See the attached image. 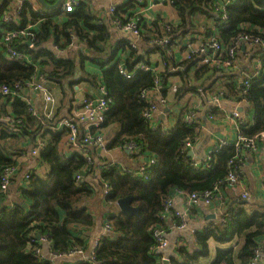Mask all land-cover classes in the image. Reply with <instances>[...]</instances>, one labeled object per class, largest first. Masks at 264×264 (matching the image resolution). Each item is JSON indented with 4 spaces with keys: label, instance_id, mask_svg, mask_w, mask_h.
I'll use <instances>...</instances> for the list:
<instances>
[{
    "label": "trees",
    "instance_id": "16d2710c",
    "mask_svg": "<svg viewBox=\"0 0 264 264\" xmlns=\"http://www.w3.org/2000/svg\"><path fill=\"white\" fill-rule=\"evenodd\" d=\"M10 1L0 0V41L6 29H21L28 23H39L37 30L33 27L30 29L33 33L30 37L31 46L24 42V37L14 39L16 49L29 54L35 65L8 59L0 44V85L24 82L42 73L48 86L54 84L72 93L80 80L74 77L78 69L83 71L84 80L95 83V74L83 68L86 59L100 68L101 82L112 99L105 119L99 126L101 129L118 126L109 138L107 148L123 147L125 142L132 141L140 147L141 153H152L158 161L149 169L147 179L133 173H122L118 166H104L100 177L111 187L105 196L107 205L113 209L114 201L132 196L131 205L138 206L139 213L127 217L119 211L109 217L116 237H103L91 262L64 261L61 264H162L155 260L151 252L155 244L151 228L162 224L159 214L166 199L174 190L202 193L213 190L217 185L225 188L224 179L231 166L229 161L236 156L235 148L222 146L210 154L208 167L195 168L190 165L184 146L187 139L193 140L198 136L200 122L187 124L179 118L166 135L153 131L141 116L145 105L140 100V92L154 84V77L150 71L138 70L132 79H125L118 72L119 59L131 68L144 56L128 47L126 39L109 41L110 31L106 24L112 25V20L117 16L121 20L122 15L131 16L133 11L124 14L120 7H116L109 18L98 20L82 0L75 5L74 11L65 12L58 7L53 15H39L34 11L32 2H25L18 25H8L2 20V12ZM172 6L178 13L179 21L166 30L169 35L176 38L179 35L214 33L212 21L217 20L218 14L213 12L212 0H172ZM226 11V23L229 26L216 28L222 42L241 33L243 30L239 29V24L244 22L263 30L260 37L264 40V0H234L226 6ZM198 14L207 18L211 16V22L200 25ZM164 22L160 20L159 25L153 23L148 28L142 22V34L148 38L152 35L150 33L157 34L161 30V35L165 29ZM257 29H254V34H258ZM50 39L62 51L71 48L74 40H78L84 44V52L62 56L48 47ZM152 51H158L165 64L160 72L162 95H167L169 77L173 75L179 78L174 100L188 92H196L198 86L209 92L220 87L227 95L235 94V74L212 69L207 65L192 69L194 64L190 60L176 63L162 49L155 48L149 53ZM122 53L124 58H121ZM260 65L261 75L251 82L247 94L253 116L252 122L242 128V134L249 137L264 131V55L260 57ZM214 76L216 78L212 82ZM217 79H223L224 83L213 87ZM59 111L55 109L50 117L43 114L34 116L19 97L0 96V173L28 150L25 147L34 146L37 140L43 143L38 156V169L42 166L43 171L36 169L29 176L20 190L22 202L12 206L4 205L6 194L0 191V264H48L34 256V245L31 250L27 249L26 239L31 231L47 234L52 241V249L65 252L83 243L73 237L72 229L88 228L94 224L85 203L94 196L98 187L93 190L74 185V175L86 165V161L77 151L67 152L66 129H52L60 116ZM6 115L12 117L18 132L8 131L9 125L1 120ZM23 202L27 203L26 207L22 206ZM262 237L264 213L238 209L226 216L224 223L208 224L194 232L196 246L191 250L182 248L178 258L170 256L169 264H201L200 259L208 254L210 239L218 244L210 264H250L253 250Z\"/></svg>",
    "mask_w": 264,
    "mask_h": 264
},
{
    "label": "built area",
    "instance_id": "2783aa9c",
    "mask_svg": "<svg viewBox=\"0 0 264 264\" xmlns=\"http://www.w3.org/2000/svg\"><path fill=\"white\" fill-rule=\"evenodd\" d=\"M80 1L81 0H61L60 7L65 12H72L74 11L75 5ZM156 1L172 6V0ZM233 1L234 0H212L213 12L218 14V17L216 18L217 20L212 21L213 31L215 34H190V39H194L196 42L177 41L173 35H169L166 30H169L171 25H175L169 21L164 22L165 29L163 28L164 32L161 35L155 33L147 38L141 31V12H135V14L133 13L131 16L122 15V20L124 21H122L118 16L112 20V24L119 26L123 31L130 35L131 39L128 40L127 46L131 49H135L139 54L144 56V59L134 63L131 68H128L124 64V61L119 59L117 61L118 72L125 79H132L138 70L150 71L154 77V84L140 92V100L145 105L141 116L149 123V126L153 131H159L166 135L171 132L172 127L165 128L161 125H155L154 119L158 114H165L162 111L168 108L170 99L173 98L179 86V80L177 82H170L167 87V95L161 94V89L163 88L160 77L161 70L153 65L149 53L151 50L160 48L171 58L175 57V52L182 51L183 54L181 53V61L190 60L191 63L194 64L192 69H195L200 65H207L212 69L215 68L216 70L218 69L236 75V84L234 89L235 94L233 96L225 94V91L220 89V87L209 92L198 86L196 92H194L197 100L189 106L188 111L187 108L184 107L179 114L180 120L187 124H193L200 122L198 117V107L203 101L211 104V106L206 110L207 118L209 120H213L215 117L213 107L217 108L222 102H225L226 104L228 103L232 106L228 112V116L235 129V139L233 141L218 139V143L212 147V149L208 152V156L205 157L206 159L202 163L190 160V165L195 168L203 169L209 166L208 160L213 151H217L222 146H233L236 150V156L229 161L231 166L228 175L224 179V187H233L239 182L244 152H254L258 148L259 143H262L264 146V131H261L251 137L242 134V128H245L248 126V123H251L250 119L252 120L253 116L250 111V104L247 98L248 90L251 82L258 78L262 72L260 57L264 55V40L260 36L261 33H263V30L255 28L249 22L240 23L239 29H242L243 31H241L238 35L232 36L228 41L222 42L218 36L216 28H227L229 26L226 23V6ZM25 2L30 3L32 0H11L2 12V20L8 25H18L20 14L23 10L22 5ZM137 2L141 3L142 0H137ZM12 5H15V7H11ZM115 9V6H110V15L114 13ZM32 27L33 26L28 23L21 29L4 30L0 44L3 48L4 55L8 59H15L21 63L35 65L33 58L29 54L18 51L14 46V39L18 36L24 37L25 43L29 40L30 43L27 45L31 46L30 37L33 36V33L30 29ZM254 29H257L258 34L253 33ZM139 42H143L146 47L140 48L138 46ZM50 48L53 49L55 53L62 56L68 55L67 51L59 50L53 43ZM157 54L159 55L160 60H162V64L165 65L162 55L158 51ZM239 55L244 61L243 65L240 62ZM146 56H148V58ZM215 78L216 76H214L212 80ZM101 79L102 78H100L96 83L99 95H82L80 97V101L76 105L77 107L68 115H60L55 125L52 126V129H66V144L73 148L74 151H77L86 161V165L74 175V185L77 188L87 187L92 188L93 190H96L97 186V191L105 197L109 194L111 187L107 182L101 179L100 174L102 169L95 167L93 160V151L95 149L98 152L106 151L108 143L104 134L101 132L102 129L99 126L105 119L112 99L109 96L108 89L101 82ZM30 93L39 94L41 99L39 107H36L32 103ZM0 96L11 98L19 97L28 105V111L34 116H40L43 114L45 117H50L54 113L58 102L57 97L50 90L42 73L33 75L24 82L16 81L10 85H0ZM198 104L199 106L197 107ZM243 107L247 108L245 115H242L240 112ZM1 120L9 125L8 131L10 133L18 132V129L14 123H12V117L6 115L1 117ZM176 120L178 119L176 118ZM197 137L198 136L194 137L193 140H186L184 146L186 152L190 150ZM42 146L43 143L40 140H37V143L33 147L25 153H22L20 156L30 155L35 157L39 162V149ZM123 147L126 148L129 153L134 155L138 164L136 165L135 170L121 169L122 173H133L142 179H147L149 169L158 162L156 156L152 153H141L140 147L135 145L132 141L125 142ZM11 157L15 158L14 156ZM18 163L19 161L16 160L15 163L4 167L0 173V191L5 193L6 196L12 181L14 180L15 172L18 170ZM33 172L34 171H27L21 174V185L18 187V194L24 185L23 183H26L27 179H29V176ZM93 187H95V189ZM221 189L223 190L224 188L217 185L213 190L204 191L202 193H184L179 190L174 191L175 193H179L185 199L186 204L190 206L199 202L205 205H210L212 200L220 193ZM243 196L246 197V193H244ZM170 206L171 199L167 198L160 214L166 213ZM116 212H119V208L117 201H114L112 212L105 216L102 223L103 233L106 237H112L114 234L109 217ZM224 215L225 214L222 213V216L220 217L221 223L225 222L223 217ZM177 216L179 215L177 214ZM179 221L180 223L177 227L180 229L184 228L185 218L182 215ZM37 234H39L38 238H36ZM151 235L155 243L152 247L154 250H160L167 247L168 242L165 238V231L161 227L152 226ZM100 243L101 242H96L94 244V248L91 250L87 258L88 260L82 262H91V260H93L94 252L99 247ZM33 245L34 256L39 261L47 262L48 264H56L59 260L61 261L60 263H62L75 255L84 254L83 247L78 245H74L73 248L68 249L65 252L54 251L52 249V241L50 237H48L47 234H42L35 230L31 231L26 239L27 249L31 250ZM43 245L48 246L47 252L42 251ZM250 264H264V243L261 240L258 242V246L253 250V257L250 260Z\"/></svg>",
    "mask_w": 264,
    "mask_h": 264
},
{
    "label": "crops",
    "instance_id": "0c3cea01",
    "mask_svg": "<svg viewBox=\"0 0 264 264\" xmlns=\"http://www.w3.org/2000/svg\"><path fill=\"white\" fill-rule=\"evenodd\" d=\"M56 0H45L46 5H52ZM87 4L90 11H92L98 18H109L110 6L120 7L121 12L124 14L133 11L141 12V18L144 26L146 28L150 27L151 24L157 23L159 25L160 20L169 21L177 24L179 21V16L175 8L171 5L161 3L156 0H142L141 4L137 0H82V2ZM34 6V11L39 13V15H53L56 8L61 6V3L54 8H47L42 5L39 0H32ZM139 4V5H138ZM11 7H15L12 5ZM200 25L209 24L211 22L210 18L204 15H197ZM110 31L109 41L116 40H129L130 35L123 31L119 26L115 24L106 23ZM35 30L38 29L39 23L32 24ZM161 29V28H160ZM161 32V30H160ZM159 32V33H160ZM157 33V34H159ZM155 34V32L150 33ZM177 41H191L196 42L194 39H190L189 35H179L175 38ZM48 47H50L53 41L50 39L48 42ZM51 43V44H50ZM83 43L74 40L71 48L67 51V54L78 55L83 51ZM138 46L140 48L146 47L143 42H139ZM182 51L175 52V57H172L176 63L181 62ZM121 58H124L123 53ZM150 58L154 66H156L161 71L164 69L165 65L162 64L159 55L156 51L150 53ZM240 62L243 65L244 61L239 55ZM84 70L95 74V83L91 84L83 79V71L78 69V72L74 77L80 78L77 85L74 87V91L71 93L69 90H62L55 86L54 84H49L50 90L57 97L58 102L55 109L60 110L58 115H68L77 106L82 95L87 96H97L99 95L98 89L96 87L97 81L102 77L100 68L88 62L86 59L84 61ZM170 82H177L179 80L178 76H170ZM223 79L216 80L213 87L222 86ZM215 79L212 80L214 82ZM217 84V85H216ZM54 85V86H53ZM31 101L36 106L39 107L41 104V99L38 93H30ZM197 100L195 93L188 92L183 97L174 100L170 99V103L167 109L162 112L165 114L156 115L154 122L155 125H161L165 128L172 127L176 125V118L179 119V114L182 108H188ZM199 104L197 105V107ZM211 104L203 101L198 107V117L200 121L199 134L196 141L193 143L190 150L193 156L189 157L190 160L198 161L202 163L208 156V152L212 147L218 143V139H227L233 141L236 137L235 129L228 116L229 110L232 108L230 104L225 102L220 103V106L213 107L215 117L213 120L207 118L206 110ZM241 114L245 115L247 108L243 107L240 110ZM250 116V115H249ZM251 118V116H250ZM252 122V120L250 119ZM117 125L112 127H107L101 130L107 141L110 137L114 135L117 130ZM25 147V146H24ZM31 145L25 147L30 149ZM69 147V146H68ZM18 170L15 172L14 180L8 190L4 205L11 206L13 204L22 202L20 193H17L19 185H21V174L27 171H34L38 169L39 162L35 157L30 155L17 157ZM94 166L101 169L110 166H118L120 169H131L135 170L138 161L132 156L129 151L120 146L107 148L104 152H98L96 149L93 151ZM105 166V167H104ZM43 167H39V171ZM25 184V183H23ZM246 193V197L243 194ZM171 199V206L168 208L166 213L159 214L162 224L159 225L165 231V238L168 242L167 247L160 250L151 249L154 253V258L157 262H162V260H168L170 256L179 257L178 253L182 248L193 249L195 245L194 232L200 230L207 226L208 224L221 223L220 217L222 213L224 219L229 216L232 211H237L238 209H245L248 212L259 211L264 213V146L259 143L258 148L254 152L245 151L243 155V164L240 169V179L235 186H227L215 197L210 205H205L201 202L195 205H187L185 199L179 194L173 191L168 197ZM26 203V202H23ZM22 203V204H23ZM27 204V203H26ZM105 197L102 196L100 192H96L94 196L85 203L88 207V211L93 217L94 224L88 228L76 227L72 229V235L74 238L81 240L82 247L84 249V254L75 255L66 261L77 263L82 261H87L91 250L94 248L96 242H101L103 237H106L103 233L102 223L105 216L112 212V209L107 205ZM24 207V206H23ZM177 214L179 216H177ZM181 215L185 218V227L180 229L177 225L180 223ZM180 217V218H179ZM113 238L116 237L115 234L112 235ZM109 237V238H112ZM264 243V237L260 238ZM209 251L203 259H200L201 264H210L215 255V249L218 244L212 239L209 240ZM195 245V246H194ZM48 246L43 245L42 251L47 252ZM61 261H57L56 264H61ZM169 263V260H168Z\"/></svg>",
    "mask_w": 264,
    "mask_h": 264
},
{
    "label": "water",
    "instance_id": "95a60500",
    "mask_svg": "<svg viewBox=\"0 0 264 264\" xmlns=\"http://www.w3.org/2000/svg\"><path fill=\"white\" fill-rule=\"evenodd\" d=\"M60 1L61 0H56L52 5H46L45 0H39V2L47 8L57 7L60 4ZM29 43H30V41L27 40L26 44H29ZM187 155L189 157L193 156L192 151L189 150L187 152ZM131 200H132V196H126L123 198H119L117 200V205H118L119 211L127 217L132 216V215H138V213H139V207L138 206H132ZM22 206L26 207L27 204L23 203ZM38 237H39V234H37L36 238H38ZM162 264H169L168 260H166V259L162 260Z\"/></svg>",
    "mask_w": 264,
    "mask_h": 264
},
{
    "label": "rangeland",
    "instance_id": "374dc122",
    "mask_svg": "<svg viewBox=\"0 0 264 264\" xmlns=\"http://www.w3.org/2000/svg\"><path fill=\"white\" fill-rule=\"evenodd\" d=\"M67 152H68V153L73 152V148L69 147V148L67 149Z\"/></svg>",
    "mask_w": 264,
    "mask_h": 264
}]
</instances>
